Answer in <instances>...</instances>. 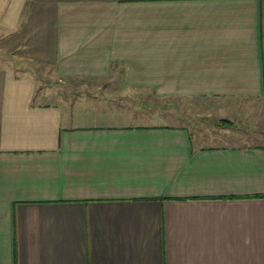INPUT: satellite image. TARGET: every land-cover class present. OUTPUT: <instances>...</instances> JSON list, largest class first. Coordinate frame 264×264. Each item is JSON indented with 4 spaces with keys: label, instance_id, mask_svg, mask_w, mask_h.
I'll return each instance as SVG.
<instances>
[{
    "label": "crops",
    "instance_id": "obj_1",
    "mask_svg": "<svg viewBox=\"0 0 264 264\" xmlns=\"http://www.w3.org/2000/svg\"><path fill=\"white\" fill-rule=\"evenodd\" d=\"M234 121L264 128V0H0V264H264Z\"/></svg>",
    "mask_w": 264,
    "mask_h": 264
},
{
    "label": "rangeland",
    "instance_id": "obj_2",
    "mask_svg": "<svg viewBox=\"0 0 264 264\" xmlns=\"http://www.w3.org/2000/svg\"><path fill=\"white\" fill-rule=\"evenodd\" d=\"M195 106H197V105H195ZM179 117H181V119L184 120L182 122L188 123V125H190V127L194 126L195 122L198 123V122L203 120V119L200 118L199 114H191L190 115V114L182 113V114H180ZM144 119L146 120V121L144 120L145 122H148V121H151L152 118H144ZM169 122L171 123V121H167V123H169ZM227 130H229V132L231 134L230 136H240V135L246 134V133H249V134H252L253 136H255L259 132H263V134H264V128L261 125L255 127V125H253L250 122L239 123L237 121L236 122L234 121V123L232 124V127L227 129ZM261 134L262 133H259V135H261ZM263 136L264 135H261L260 137H263ZM263 141H264V137H263Z\"/></svg>",
    "mask_w": 264,
    "mask_h": 264
}]
</instances>
